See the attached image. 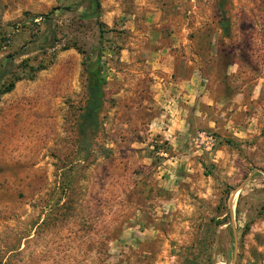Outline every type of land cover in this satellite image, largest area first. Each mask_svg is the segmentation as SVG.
Masks as SVG:
<instances>
[{"label": "rangeland", "instance_id": "374dc122", "mask_svg": "<svg viewBox=\"0 0 264 264\" xmlns=\"http://www.w3.org/2000/svg\"><path fill=\"white\" fill-rule=\"evenodd\" d=\"M97 3L0 0V72L22 77L0 96V264H264V0ZM156 60L171 79L194 64L195 125L118 127V78Z\"/></svg>", "mask_w": 264, "mask_h": 264}, {"label": "crops", "instance_id": "0c3cea01", "mask_svg": "<svg viewBox=\"0 0 264 264\" xmlns=\"http://www.w3.org/2000/svg\"><path fill=\"white\" fill-rule=\"evenodd\" d=\"M192 64L190 75L186 78L171 79L155 69L161 70L156 60L152 65L150 77L144 78L139 71L118 78L113 90L116 124L121 126H140L149 124L165 126L173 133H180L184 127L195 125V68ZM169 78V79H168ZM158 107L163 110L158 114ZM164 119V120H163ZM179 131V132H177Z\"/></svg>", "mask_w": 264, "mask_h": 264}, {"label": "trees", "instance_id": "16d2710c", "mask_svg": "<svg viewBox=\"0 0 264 264\" xmlns=\"http://www.w3.org/2000/svg\"><path fill=\"white\" fill-rule=\"evenodd\" d=\"M89 5V13L82 17L97 20V0H89ZM219 24L223 35L227 36L229 34L228 21L220 10ZM101 72L102 68L100 66L99 56L97 55L94 58H87L83 64V73L86 83V99L77 125L79 150L85 153L90 147L91 138L98 131V115L104 103V79ZM8 74V70L0 72V96L9 93L12 90L14 83L22 79L21 76L16 75L9 77Z\"/></svg>", "mask_w": 264, "mask_h": 264}]
</instances>
